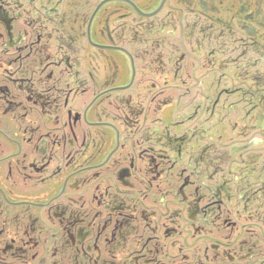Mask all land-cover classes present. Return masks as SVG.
Returning <instances> with one entry per match:
<instances>
[{
  "label": "flooded vegetation",
  "instance_id": "flooded-vegetation-1",
  "mask_svg": "<svg viewBox=\"0 0 264 264\" xmlns=\"http://www.w3.org/2000/svg\"><path fill=\"white\" fill-rule=\"evenodd\" d=\"M0 264H264V0H0Z\"/></svg>",
  "mask_w": 264,
  "mask_h": 264
}]
</instances>
